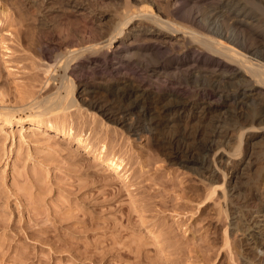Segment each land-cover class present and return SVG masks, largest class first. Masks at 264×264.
<instances>
[{
	"label": "rangeland",
	"instance_id": "374dc122",
	"mask_svg": "<svg viewBox=\"0 0 264 264\" xmlns=\"http://www.w3.org/2000/svg\"><path fill=\"white\" fill-rule=\"evenodd\" d=\"M130 1L0 0V107L12 108L0 111V264H264V195L255 188L264 192V120L242 124L236 153L242 127L224 110L210 113L228 126L200 167L183 158L200 154L194 141L209 115L192 116L190 104L180 125L133 134L92 107L123 105L94 83L100 68L57 62L63 41L88 38L93 22L104 31L114 27L141 3ZM242 1L261 11L255 31L262 40L253 53L264 60V0ZM209 2L201 4L205 14ZM151 28L136 18L120 41ZM69 67L79 100L52 121L66 119L72 132L29 120L22 106L55 91ZM87 85L95 90L82 95ZM114 157L119 167L108 161Z\"/></svg>",
	"mask_w": 264,
	"mask_h": 264
},
{
	"label": "bare ground",
	"instance_id": "6f19581e",
	"mask_svg": "<svg viewBox=\"0 0 264 264\" xmlns=\"http://www.w3.org/2000/svg\"><path fill=\"white\" fill-rule=\"evenodd\" d=\"M149 1L155 4V9ZM204 1L213 4L207 14L201 9ZM140 2V5L133 4V10L124 12L120 21L107 31L93 22L88 38L78 35L81 38L67 40L65 43L63 41L57 62L69 65L71 60H77L79 65L89 64V67L94 69L100 68L99 76L94 83L107 86L109 91L120 98L123 105L121 104L118 111L97 102L91 103L93 105L91 106L101 115L123 123L133 134L140 135L150 129L180 125V119L190 104L193 109L192 116L197 113L209 115L207 126H199L202 127L200 132L202 138L193 140L195 149L201 155L196 156L192 153L184 157L183 161L205 167V153L213 147L215 138L226 132L228 126L221 114H218L217 118L210 115L215 110L220 112L224 110L230 122L233 121L242 127L237 138L239 140L236 141L238 145L235 144L237 145L235 152L239 153L243 142L242 124L264 120V60L261 54L253 53L257 43L262 40L261 34L255 31L259 29L256 27L263 20L261 11L253 5L249 7L242 0ZM251 3L258 4L256 0H251ZM126 4L130 6L131 1L127 0ZM40 7L38 4V8ZM202 8L204 9L203 5ZM259 8L261 9L260 6ZM136 18L152 22L154 28L137 32L128 42L120 41L126 35L124 32L127 25ZM227 19H230L229 23L226 22ZM225 23L229 24L228 27ZM245 28L251 29L248 35L244 34ZM70 69L73 68L69 67L68 73L65 71L66 75L60 81V85H55V91L52 90L53 92L49 94L47 92L48 95L41 99L33 98L30 102L27 101L22 109L20 108V111H25L29 120L56 126L52 121L55 116L65 118L68 110L77 105L79 99L72 93L75 83ZM62 90H65L66 94ZM94 90L91 85H87L80 93L84 95ZM153 93L155 95L151 97ZM144 97L146 102L141 100ZM156 109L160 111V117H157L159 113ZM0 111L11 113L12 108L1 106ZM140 117L143 118V123H140ZM65 120L63 119L62 124L56 127L63 132L67 129L68 133H71L73 128L67 126ZM233 145L230 148L233 149ZM227 156L225 153L222 155L226 157V166L229 165L230 159ZM108 161L113 167L121 165L115 157L109 158ZM259 164L260 167L264 164V153ZM248 183L246 182V185ZM250 183L243 193L246 198L252 197L250 190L253 183ZM256 185V190L264 195L261 191L262 186Z\"/></svg>",
	"mask_w": 264,
	"mask_h": 264
}]
</instances>
